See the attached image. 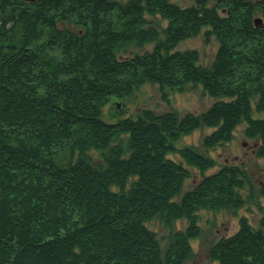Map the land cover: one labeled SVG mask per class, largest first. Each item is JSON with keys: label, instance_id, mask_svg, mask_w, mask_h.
<instances>
[{"label": "trees", "instance_id": "obj_1", "mask_svg": "<svg viewBox=\"0 0 264 264\" xmlns=\"http://www.w3.org/2000/svg\"><path fill=\"white\" fill-rule=\"evenodd\" d=\"M257 14L264 21V0H0V264H188L203 211L216 226L218 213L256 203L243 163L207 174L215 158L178 142L212 127L208 151L242 124L264 158V117L253 116L264 111ZM199 34L218 43L209 65L196 48L176 49ZM148 83L166 100L188 85L217 99L200 113L123 115ZM113 99L122 104L108 121ZM190 167L201 179L186 187ZM238 222L207 239L209 259L264 264V213L257 225Z\"/></svg>", "mask_w": 264, "mask_h": 264}, {"label": "rangeland", "instance_id": "obj_2", "mask_svg": "<svg viewBox=\"0 0 264 264\" xmlns=\"http://www.w3.org/2000/svg\"><path fill=\"white\" fill-rule=\"evenodd\" d=\"M124 1V0H120ZM180 5L186 6L195 2V0H173ZM209 2L215 3L217 0H208ZM254 1V0H253ZM260 15H256V17ZM160 16L151 17L153 21H158ZM163 25L167 24L166 20H163ZM67 26L73 28V25L68 24V22H60L59 26ZM152 43H147L143 47L136 48L137 51L143 52L144 50H150L152 48ZM218 43L215 37H212L209 42H206L205 36L199 34L196 37H190L183 39L177 44L176 49H191L196 48L199 50L201 58L200 63L203 65H209L212 61L214 54L217 50ZM189 86V85H188ZM183 91H172L169 94L168 100L161 97V93L156 84H145L138 90L134 98L131 100H126V108L123 115H129L135 111H139L141 108L147 107L154 110L156 113L167 112L172 109L178 110L181 114L186 112L200 113L206 110L217 98L205 93L201 85L190 86ZM114 103H119L120 106L122 102L118 99H113V104L109 103L105 106L103 110V118L108 121H114L117 119L116 116V105ZM254 106V105H253ZM253 116L264 117V111L258 112L254 109ZM243 125H239L234 131L233 139L224 144L219 145L216 148L209 149L208 151L204 149L202 145V140L205 135L212 132V127L203 126L190 134L182 136L178 142V146L184 145H197L200 150L209 153L215 158L218 165L207 171L210 174L220 168L224 162L233 163H243L248 169L252 181L255 185V194L257 201L251 200V203L247 205L246 208L239 210L238 215H233L228 212H220L216 215L215 221L216 226L212 225L211 221L214 215L210 212H202V220L200 225L203 229V236L201 238L193 240L192 244L194 247V258L189 261L188 264H217L215 261H211L207 255V248L209 244L207 243L208 238L219 237L220 235H230L235 232L239 227V216L244 214L249 220L257 225L258 220L264 213V158L258 157L255 154L258 141L253 138H249L244 134ZM180 159L179 156H174ZM192 171V178L187 181L186 187H191L192 182H196L201 179V173L198 169L190 167ZM185 225L184 222H179L178 226L182 228ZM148 226L156 231H159L160 235H166V231L161 228V224L158 221L148 223ZM167 239L162 240V244L166 243Z\"/></svg>", "mask_w": 264, "mask_h": 264}, {"label": "water", "instance_id": "obj_3", "mask_svg": "<svg viewBox=\"0 0 264 264\" xmlns=\"http://www.w3.org/2000/svg\"><path fill=\"white\" fill-rule=\"evenodd\" d=\"M254 23H255V26H257V27H263L264 26V21L259 16H257V17L254 18ZM118 106H120L119 103H118Z\"/></svg>", "mask_w": 264, "mask_h": 264}]
</instances>
